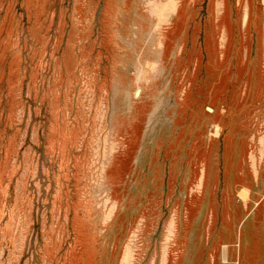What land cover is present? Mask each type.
I'll use <instances>...</instances> for the list:
<instances>
[{
    "label": "rangeland",
    "instance_id": "obj_1",
    "mask_svg": "<svg viewBox=\"0 0 264 264\" xmlns=\"http://www.w3.org/2000/svg\"><path fill=\"white\" fill-rule=\"evenodd\" d=\"M0 264H264V0H0Z\"/></svg>",
    "mask_w": 264,
    "mask_h": 264
}]
</instances>
